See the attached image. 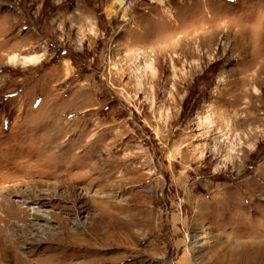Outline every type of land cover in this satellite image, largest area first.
I'll list each match as a JSON object with an SVG mask.
<instances>
[{
  "label": "rangeland",
  "instance_id": "374dc122",
  "mask_svg": "<svg viewBox=\"0 0 264 264\" xmlns=\"http://www.w3.org/2000/svg\"><path fill=\"white\" fill-rule=\"evenodd\" d=\"M116 1L0 0V264H264V0Z\"/></svg>",
  "mask_w": 264,
  "mask_h": 264
},
{
  "label": "bare ground",
  "instance_id": "6f19581e",
  "mask_svg": "<svg viewBox=\"0 0 264 264\" xmlns=\"http://www.w3.org/2000/svg\"><path fill=\"white\" fill-rule=\"evenodd\" d=\"M122 4V2H121V0H117L115 3H114V6H117L118 8H120L121 5ZM17 59V57L16 56H13L12 57V59H11V62H15V60ZM33 61V59H30L29 58V62H32ZM150 68H151V66H150Z\"/></svg>",
  "mask_w": 264,
  "mask_h": 264
}]
</instances>
